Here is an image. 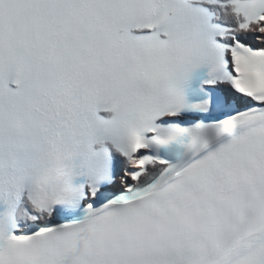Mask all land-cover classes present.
Here are the masks:
<instances>
[{
	"label": "snow or ice",
	"instance_id": "6c2138e0",
	"mask_svg": "<svg viewBox=\"0 0 264 264\" xmlns=\"http://www.w3.org/2000/svg\"><path fill=\"white\" fill-rule=\"evenodd\" d=\"M0 264H264V0H0Z\"/></svg>",
	"mask_w": 264,
	"mask_h": 264
}]
</instances>
